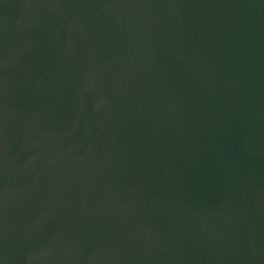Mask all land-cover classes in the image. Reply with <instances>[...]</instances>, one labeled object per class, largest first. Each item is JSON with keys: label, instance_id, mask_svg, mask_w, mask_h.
Returning <instances> with one entry per match:
<instances>
[{"label": "water", "instance_id": "water-1", "mask_svg": "<svg viewBox=\"0 0 264 264\" xmlns=\"http://www.w3.org/2000/svg\"><path fill=\"white\" fill-rule=\"evenodd\" d=\"M0 264H264V0H0Z\"/></svg>", "mask_w": 264, "mask_h": 264}]
</instances>
